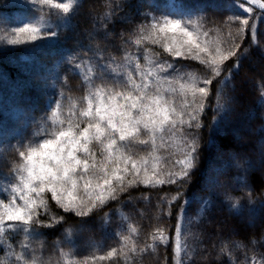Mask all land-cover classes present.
Returning a JSON list of instances; mask_svg holds the SVG:
<instances>
[{"label": "snow or ice", "instance_id": "6c2138e0", "mask_svg": "<svg viewBox=\"0 0 264 264\" xmlns=\"http://www.w3.org/2000/svg\"><path fill=\"white\" fill-rule=\"evenodd\" d=\"M31 5L34 9L39 5L40 15L34 14L23 27L12 28L10 32L5 28L4 39L9 45L24 44L29 50L47 44L53 49L49 54H59L62 59L55 62L49 76L42 78L50 90L42 114L37 118L26 113L23 127L25 131L30 128L31 134L17 132L16 143L8 144L18 152L19 162L13 168L15 182L8 183L3 190L6 202L0 196V240L8 243L9 233L15 232H22L25 239H35L43 236L40 229L63 222V217L53 216L47 224L42 219L49 213L50 194V200L58 208L78 218L66 229L63 241L74 249L75 234L90 230L93 217L110 203L120 202L122 194L140 185L149 188L176 185L175 195L160 198L161 204L168 205L161 212L171 215L173 202L183 198L175 224L173 252L175 264H185L184 257L190 247L185 237L191 235L192 221H199L207 214L215 197H223L222 202L233 215L254 213L256 201L252 190L248 189L246 203L245 197L233 195L232 186L222 179L225 173L217 165L227 156L229 167L239 174L237 183L247 188L251 162L221 150L213 137L206 142L216 148V155L202 184L205 195L188 197L186 189L201 159L202 117L211 107L209 130L218 134L230 131L238 104L236 78L254 46L264 55L257 24L249 18L254 14L253 6L264 17V0H247V4L229 0L227 7L231 15L211 26L203 8H178L156 15L150 0L145 10L136 9L138 20L134 21L125 11L131 8L129 0H116L102 18L104 38L113 35L107 24L119 12L124 13L119 19L130 27L120 32L122 57L117 59L113 55L107 60L99 48L92 55L83 50L64 49L61 53L55 50L62 43L61 34L72 30V17L80 0H31ZM239 9L249 16H243ZM249 30L251 42L244 47ZM89 37L94 39L95 34L90 33ZM151 45L162 48L172 60L154 51ZM133 46L134 50H130ZM178 58L195 61L202 67L177 66ZM62 66L81 76L80 97L66 96L63 86L66 77L62 79L59 75ZM256 104L264 108V81ZM259 131L264 132V128ZM10 135L0 130V143L6 142ZM260 164L264 167V152ZM193 202L199 205L198 214L188 217L187 209ZM260 205L264 207V198ZM115 214L125 219L118 210ZM112 215L106 212L99 217L102 229L111 224ZM128 231L132 234L136 229L129 225ZM114 235L119 239V249L112 248L107 256L93 259L104 260L119 254L128 260L137 253L131 235H125L122 229ZM151 240L148 247L155 250L157 242L167 246L170 237L163 226H157ZM234 247L242 245L235 243ZM71 254V251L61 252L62 257ZM21 259L17 255V260ZM31 264H37L35 258ZM65 264H78V261L66 259Z\"/></svg>", "mask_w": 264, "mask_h": 264}, {"label": "trees", "instance_id": "16d2710c", "mask_svg": "<svg viewBox=\"0 0 264 264\" xmlns=\"http://www.w3.org/2000/svg\"><path fill=\"white\" fill-rule=\"evenodd\" d=\"M170 5L167 0H150L153 5L152 11L156 15L175 11L178 8L199 7L203 8V14L208 18V26L225 19L229 14V0H173ZM55 2H60L55 0ZM116 0H80V5L72 17V30L62 33V43L56 45L55 50L87 51L88 55L99 48L102 50L105 60L110 56L120 59L123 55L120 43V32L130 27L122 22L119 17L123 12L117 13L113 22L107 24L108 31L113 35L104 38L105 30L102 27L103 17L109 13L110 5L115 6ZM131 8L126 9L134 21L138 20L136 9L145 10L149 0H129ZM39 5L34 9L31 0H0V130L12 133L6 142L0 143V196L7 200L3 191L8 183H13V168L19 162L18 152L8 144H15V133L23 132L31 134V129L25 131L23 124L27 119L26 113H31L39 118L45 108L47 95L50 90L44 86L43 77L49 76L54 71V64L62 59L61 55L51 56L53 49L47 44L37 50H29V47L7 44L5 28L10 32L12 28L23 27V23L38 12ZM243 16L248 17L243 9L238 10ZM250 21L257 24V33L264 44V17L254 10ZM7 21L8 23H2ZM94 33L95 38L90 39L89 34ZM226 35V34H225ZM251 42V31L245 37L244 47ZM154 51L162 53L163 57L172 60L163 53V49L150 46ZM91 49L92 51H89ZM134 50V46L132 49ZM143 62V61H142ZM177 66L185 69L202 67L192 60L177 59ZM229 67L231 62H229ZM227 71V69H225ZM59 75L64 81L66 96L78 98L83 94V80L80 75L67 71V66L59 69ZM264 81V55L260 49L253 47L251 55L244 62L239 76L236 78L238 96L237 112L233 119L232 128L225 133H216L208 128L212 121L213 112L211 107L202 117L204 127L202 129L201 159L197 171L193 173L186 194L188 197L205 195L201 191L205 174L209 165L213 163L216 148L206 143L210 137L215 139L216 145L223 151L235 153L239 158L251 162L252 167L248 172V187H241L237 183L238 172L234 167H229L227 156L218 161L217 165L224 171L222 177L232 186L233 195L245 197L248 189L252 190L254 213L249 215L245 212L242 216L233 215L222 200L223 197H215L214 204L207 214L199 221L193 220L189 231L191 235L185 237L190 246L188 255L184 257L185 264H261L264 260V207L260 200L264 198V167L260 164L261 153L264 152V108L257 106L260 84ZM47 93V95H46ZM238 133V135H237ZM163 154V150L161 151ZM177 191L176 185H163L158 188H149L143 185L130 189L122 194L120 202H112L103 211L94 217V224L90 230L78 232L74 236L75 248L70 249L63 243L66 229L78 219L74 214L65 213L58 208L55 202L48 199L50 209L48 215L42 216L45 223H49L52 217H63V222L53 223L51 227L40 229L42 237L25 239L22 232L9 233L8 243L0 240V264H31L36 259L37 264L44 261L45 264H65L66 259H74L78 264H175L174 261V237L177 216L180 213V201L173 202L171 215H163L161 208L167 209L166 203L161 204L160 198H170ZM147 197V199H145ZM199 205L193 202L187 209L188 217L198 214ZM125 217L120 219L115 213ZM112 212V221L108 228L102 229L99 217L104 213ZM136 229L130 234L128 226ZM163 226L170 237L167 246L156 243L155 250L148 247L152 244L151 234L155 227ZM123 230L125 235H131L137 246V253L126 260L117 254L104 260L93 259L94 257L107 256L112 248L119 249L120 242L114 235L117 230ZM197 234H199L197 238ZM239 243L242 247H234ZM26 245V247H25ZM139 249H144L140 252ZM194 249V250H193ZM222 249H225L222 251ZM69 257H62L61 252H69ZM17 255L23 257L17 260Z\"/></svg>", "mask_w": 264, "mask_h": 264}, {"label": "water", "instance_id": "95a60500", "mask_svg": "<svg viewBox=\"0 0 264 264\" xmlns=\"http://www.w3.org/2000/svg\"><path fill=\"white\" fill-rule=\"evenodd\" d=\"M242 2H244L245 4H247V0H242ZM254 10L257 12H260V9L256 8L255 6H253Z\"/></svg>", "mask_w": 264, "mask_h": 264}, {"label": "rangeland", "instance_id": "374dc122", "mask_svg": "<svg viewBox=\"0 0 264 264\" xmlns=\"http://www.w3.org/2000/svg\"><path fill=\"white\" fill-rule=\"evenodd\" d=\"M60 2H63V0H59ZM169 2L170 5L174 4L173 0H167ZM229 14H231V12L229 11Z\"/></svg>", "mask_w": 264, "mask_h": 264}]
</instances>
